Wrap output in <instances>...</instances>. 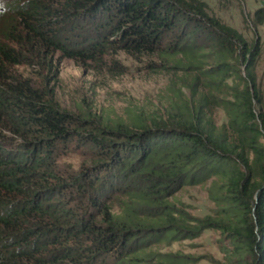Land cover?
<instances>
[{"label": "trees", "instance_id": "16d2710c", "mask_svg": "<svg viewBox=\"0 0 264 264\" xmlns=\"http://www.w3.org/2000/svg\"><path fill=\"white\" fill-rule=\"evenodd\" d=\"M6 9L0 264H188L148 247L209 227L227 232L229 264H264V102L255 45L204 0H6ZM117 51L155 55L157 66L181 71L189 95L180 92L165 114L114 126L60 108L42 76L55 54L84 63ZM20 66L42 71L24 76ZM223 91L228 97H219ZM213 105L225 110L226 125L213 120ZM73 142L90 150L91 161L62 172L59 157ZM210 178H217L210 190L218 217L175 214L168 197Z\"/></svg>", "mask_w": 264, "mask_h": 264}, {"label": "rangeland", "instance_id": "374dc122", "mask_svg": "<svg viewBox=\"0 0 264 264\" xmlns=\"http://www.w3.org/2000/svg\"><path fill=\"white\" fill-rule=\"evenodd\" d=\"M204 1L210 13L237 29L249 45L258 48L254 75L264 102V19L254 25L255 12L264 13V0ZM158 64L160 61L155 55L132 56L124 51L84 63L56 53L51 72L27 66L17 67V70L24 76H35L42 71L44 84L52 90L60 108L102 125L114 126L117 122L131 123L140 115L165 114L180 92L184 93L180 94L182 98L189 95L188 89L181 85V71ZM223 96L228 97V94L219 93V97ZM210 111L218 126L226 125L227 114L221 106L213 105ZM90 161V150L73 142L69 150L60 155L59 168L62 172H78ZM213 179L217 178L174 191L167 200L175 208V214L217 218L220 211L210 190ZM112 211H119L117 203L113 204ZM233 249L227 232L218 227L203 229L192 238L164 240L148 247L157 257L162 254L167 258L183 256L188 264H229ZM148 263L155 262L151 259Z\"/></svg>", "mask_w": 264, "mask_h": 264}, {"label": "clouds", "instance_id": "9594fccd", "mask_svg": "<svg viewBox=\"0 0 264 264\" xmlns=\"http://www.w3.org/2000/svg\"><path fill=\"white\" fill-rule=\"evenodd\" d=\"M6 0H0V13L6 11Z\"/></svg>", "mask_w": 264, "mask_h": 264}]
</instances>
